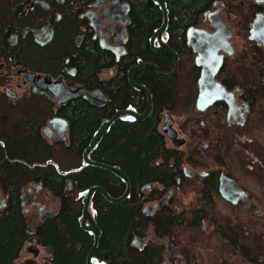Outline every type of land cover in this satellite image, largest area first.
<instances>
[{"label":"flooded vegetation","instance_id":"flooded-vegetation-1","mask_svg":"<svg viewBox=\"0 0 264 264\" xmlns=\"http://www.w3.org/2000/svg\"><path fill=\"white\" fill-rule=\"evenodd\" d=\"M151 1L160 12V20L148 36V47L160 54L158 60L163 63V68L138 55L133 62L120 64L129 51L133 0H16L14 4L10 3L9 10L0 19V232L9 226L12 216L18 215L21 221L14 253L8 259L0 257V264H55L54 243L44 240V236L52 230L60 234L65 244L71 242L75 249L81 246L84 238L93 241V232L81 225L82 191L88 187L75 189L78 187L77 173L83 167H102L84 162L80 168L67 169L61 168L60 160H80L83 163V151L94 131L117 112L88 156L97 160L92 153L101 148V142L108 134L111 135V142L130 151L133 125L151 115L155 108L153 94L144 80L137 77L138 71L147 67L158 74L145 65L133 71V81L145 85L151 93V110L142 119H131L127 118L131 114L127 111L140 114L147 104V96L130 83L128 70L141 59L154 62L162 72H169L174 60L169 53L160 49L163 43L177 53L178 69L170 76L158 75L171 79L172 93L170 101L156 109L154 131L164 147L182 152V158L177 172L168 183L160 181L158 176L133 183L131 175L119 164H112L126 173L129 190L124 198L112 201L99 191H93L90 195L87 208L101 229L98 245L104 230L97 215V209H105L102 201L112 204L128 200L137 221L130 234L129 245L138 250L147 248L159 258L158 264H178L179 260H188L194 253L190 252L191 240L186 236H181L180 240L178 236L175 238L173 228L188 222L192 225L193 219L185 218L183 212L170 207L175 191L184 179L193 180L200 187L203 197L209 199L215 193L219 194V177L229 175L259 207V211L249 208L243 198H239L235 204H240L256 216L261 214L264 204V0H209L192 14V21L180 30L184 48H174L169 42V17H176L170 7L179 0H162L165 12L160 4ZM164 13L167 18L165 27L151 43L152 34L163 24ZM172 34H175L174 31ZM94 45L98 50L96 57L92 58L95 65L91 75H88L92 77L89 83L83 75V63L89 57L85 51ZM196 57L202 62L201 65L196 63ZM185 60L190 62L189 79H192L194 87L187 92L182 105L178 78ZM121 70L124 71L125 83L133 88L135 95L130 93L131 99L115 102V96L105 90V85L117 74H122ZM203 70L207 104L198 109L197 95L202 87L199 77ZM79 100L95 107H110L98 117L86 146L80 155L74 157L68 149L73 122L67 111L73 102ZM181 107L189 110L190 115L186 112L188 116L180 121ZM38 111L37 135L40 144L38 148L27 151L29 161L19 155L11 157L4 154L6 144L1 137L4 124L11 128L22 121L31 129V120L36 118ZM165 113L170 114L171 127L179 137H182L180 131H188L198 119L199 125L206 130L207 140L200 141L201 146L202 142L206 143L202 149L207 152L212 150L217 157L220 156L221 167L214 169L210 165L198 168L200 164H184V153L180 147L185 144L186 138L183 137L185 141L182 145H174L163 129ZM231 148H235L238 158L237 177L224 170L230 161ZM4 160L22 162L29 174L21 181L6 180ZM152 160L158 164L164 160V155L158 154ZM167 164H175V153L167 158ZM184 166L191 169L190 175H185ZM47 167L52 169L54 175L61 176L60 191L53 184L45 182V178H51L46 172ZM34 168L43 171L31 176V169ZM106 170L118 178L120 184L116 186V181L109 179V189L98 182L93 185L101 186L111 197L117 198L125 192L127 182ZM200 170L205 173L201 175ZM204 186L209 190L204 191ZM167 194L166 202L160 203ZM69 199H72V203H69ZM149 206L152 208L148 209ZM63 210L66 211L64 215ZM163 210L179 213L182 219L171 233L157 235L156 225L150 218ZM74 211L78 215L72 227L66 221L74 217ZM138 214L142 216L140 221ZM206 217L198 221L203 229L206 228ZM88 224L86 220L85 225ZM156 239H162L163 243ZM185 240L188 246L181 243ZM97 247L93 252L97 258L96 264H109L108 259L97 253ZM162 249H166V252ZM84 260L86 262L85 254Z\"/></svg>","mask_w":264,"mask_h":264},{"label":"trees","instance_id":"trees-1","mask_svg":"<svg viewBox=\"0 0 264 264\" xmlns=\"http://www.w3.org/2000/svg\"><path fill=\"white\" fill-rule=\"evenodd\" d=\"M16 0H0V19L9 10V5L14 4ZM209 0H179L170 8L175 12L176 17H169V42L174 48H184L181 29L190 23L193 19L192 14L199 11ZM133 13V25L131 26V39L129 44V51L125 58L121 59L120 64L133 62L136 56H140L143 60H152L156 62L160 68H163V63L158 60L160 54L152 51L148 47V36L156 23L160 20V12L156 5L151 0H133L131 3ZM174 31L175 34H172ZM97 46H92L90 50L85 51L88 57V62L83 63V75L87 78V82H91L88 75L93 71L92 58L96 57ZM117 74L114 78L109 80L105 85V90L111 95L115 96V102L131 99L130 93L134 96L135 92L128 84L125 83V76ZM137 77L144 80V83L149 87L153 94L154 109L151 115H148L143 121L136 122L131 131V145L128 152L121 146L115 145L111 142V135L108 134L101 142V148L96 152L93 151V158L108 163L119 164L128 174L131 175L133 183H138L141 179H158L163 183L171 181L176 170L178 163L182 158V152H175L172 149L166 148L160 143V137L154 131V121L156 117V109L161 105L166 104L171 99L172 87L171 79L159 77L152 70L147 67L138 71ZM109 105L103 107H95L84 101L73 102L68 112L70 120L73 122V130L71 132V144L68 147L74 157L80 155L84 146H86L89 135L92 133L91 128L97 122L100 115L108 111ZM36 118L31 120V129L24 122L13 124L8 128L4 124V130L1 137L5 140L6 147L3 149L4 154H9L11 157L19 155L24 160H28L27 151L31 148L34 150L39 147L40 139L37 135V124L39 111ZM164 155V160L158 164L154 162V158L158 154ZM175 153V164L173 166L167 164V158ZM67 169L75 166L81 167L84 163L80 160ZM4 174L6 180H22L29 170L17 160L9 162L4 160ZM78 168V169H79ZM43 169H31V176H36L41 173ZM49 177L45 178V182L50 185L53 184L57 191H60L62 178L61 176L54 175L50 167L46 168ZM72 172V171H70ZM69 172V173H70ZM51 174V175H50ZM77 184L75 190L83 189L93 185L94 182L102 184L106 189L108 188V181L110 179L116 181V186L120 184L118 178L113 176L109 171L104 168L98 169L97 167L87 165L77 173ZM133 190V187H132ZM105 209H97V215L103 223V233L97 247V253L105 259L109 260V264H158L159 258L154 255L147 248L135 249L129 245L131 232L135 229L137 221L134 218V208L130 207L131 201H122L120 203L107 204L102 201ZM72 203V199H69ZM63 210V215H64ZM68 211V210H67ZM66 212V211H65ZM62 214V213H61ZM74 217L70 220L67 219L69 226L75 225V219L78 215L73 212ZM207 213L202 208H197L193 211L192 226L196 228L200 218L206 216ZM138 221L142 216L138 214ZM154 221L155 233L157 235H167L171 233L172 228L179 223L182 219L179 213H170L169 211H160L152 218ZM20 217L14 215L10 219V224L2 232H0V257L8 259V256L14 253L17 245V235L21 226ZM53 232L47 233L44 236L45 241H53L55 248V264H87L84 260V254L90 248L89 240L84 238L79 248H73L71 242L64 243L60 234ZM217 236L225 239L231 248L237 245V232L233 226L229 224H219L216 227ZM77 236V235H75ZM6 238V241L4 239ZM249 260V258H248Z\"/></svg>","mask_w":264,"mask_h":264},{"label":"rangeland","instance_id":"rangeland-1","mask_svg":"<svg viewBox=\"0 0 264 264\" xmlns=\"http://www.w3.org/2000/svg\"><path fill=\"white\" fill-rule=\"evenodd\" d=\"M189 69L190 62L185 60L179 70L178 78L180 103L182 105L183 98L194 87L192 79H189ZM186 112L189 113V110L181 107L178 116L180 121L185 116L190 115V113L187 115ZM198 122L197 119L188 131L182 130L179 132L182 137L186 138L185 144L180 147L184 153V164L188 166L200 164L198 168L211 165L214 169H218V167H221V157H217L212 150L207 152L202 149L200 141L207 140L206 130ZM233 146L237 147L236 145ZM235 148H231L230 161H228V166L224 170L237 177L238 158ZM60 161L61 168H67L77 162L76 160ZM170 207L174 211L183 212L187 219L192 218L193 211L197 208H202L207 213L205 229L201 227V222L198 225L196 224V228L189 225V222L173 228L175 238L177 236L179 240L181 236L190 238V252H194L188 260H181L182 262L179 260L178 264H264V204L261 214L256 216L240 204L226 202L218 193H215L209 199L204 198L200 187L193 180L184 179L180 188L175 191ZM219 224H229L235 228L238 237L235 247L231 248L225 239L217 236L215 229ZM156 241L163 243L162 239H156ZM181 243L186 246L188 242L186 243L185 240ZM162 250L166 252V249ZM185 260L187 263H185Z\"/></svg>","mask_w":264,"mask_h":264},{"label":"water","instance_id":"water-1","mask_svg":"<svg viewBox=\"0 0 264 264\" xmlns=\"http://www.w3.org/2000/svg\"><path fill=\"white\" fill-rule=\"evenodd\" d=\"M156 3L160 4L163 7V10L165 12L164 9V3L162 0H154ZM167 18H166V14L164 13V20H163V24L162 26H160L157 30L154 31V33L152 34L151 38H150V42H153V38L155 35L159 34L165 27ZM164 46L162 48H160L161 50L169 53L174 60V66L173 68L169 71V72H162L159 70V68L157 67V65L152 62V61H142L141 59L137 60V63L132 65L129 70H128V76H129V81L130 83L138 88L141 89L145 92L146 96H147V104L144 108V110L140 113L137 114L136 112L133 111H127V112H131V114L129 116H127V118H137V119H142L144 118L151 110V93L149 92V90L147 89V87L143 84L140 83H136L133 81L132 79V74L133 71L135 69H137L138 67L145 65V66H149L151 67L158 75L160 76H170L172 74L175 73V71L178 69V62H177V53L171 49L166 43H163ZM196 63L198 65H201L202 62L200 60H198V57H196ZM204 76H205V72L204 70L202 71L200 77H199V83L201 84V88L199 89V93L197 95V101H196V106L198 109H202L205 107V105L207 104V100L205 99V90H204ZM94 94H96V92H93ZM118 113V112H117ZM115 113L110 119L105 120L101 123V125L94 131L92 138L90 139L89 143L87 144V146L85 147L84 151H83V160L85 161V163H90L105 169H108L114 173H116L119 177H121L122 179H124L125 182H127V188L125 190V192L117 197V198H113L111 197L101 186L99 185H93L88 189H85L82 192V195H84L83 197V214H82V222L81 225L84 226L85 229L90 230L93 232V241L92 244L87 252L86 255V262L87 264H96L97 258L95 256H93V252L96 249L97 245H98V241H99V236L101 233V229L100 227L97 225V223L91 218L90 213L88 211L87 205H88V200L90 195L92 194L93 191H99L100 193H102L104 195V197L108 200H119L124 198L127 195V192L129 190V185H128V178L126 173L120 169L119 167L115 166V165H111L102 161H97V160H92L90 158H88V153L92 150V148L95 146V144L97 143V141L102 137V135L106 132L107 127L109 125V123L114 119V117L116 116ZM168 117H170L169 113H165L164 114V123L165 125L163 126V129L166 133V135H168L169 137L172 138L173 143L175 146H179L182 145L185 141V139L183 137H179L177 135V131L175 129H173L171 127V119H168ZM206 146L205 142H202V147L204 148ZM184 173L185 175H190L191 173V169L187 168L186 166L183 167ZM199 173L202 175L205 172L203 170H200ZM203 190H209L208 187L204 186ZM218 192L220 194V196L222 198H224L225 200L229 201L232 204L237 203L239 198H243L244 200L247 201L248 203V207L255 210L256 212L259 211V207L251 200L247 197L246 193L244 190L240 189L237 187L236 185V181L233 177L229 176V175H221L219 177V184H218ZM168 198V194L165 195L160 203H165L166 200ZM152 208V206H149L148 209ZM87 220L89 222L88 225L84 224V221Z\"/></svg>","mask_w":264,"mask_h":264},{"label":"bare ground","instance_id":"bare-ground-1","mask_svg":"<svg viewBox=\"0 0 264 264\" xmlns=\"http://www.w3.org/2000/svg\"><path fill=\"white\" fill-rule=\"evenodd\" d=\"M88 158H90V157L88 156ZM92 160H93V159H92ZM84 162H85V161L83 160V163H84ZM111 165H112V164H111ZM91 186H93V185H91ZM91 186H89L88 188H90ZM88 188H86V189H88ZM84 190H85V189H84ZM84 190H83V191H84ZM83 191H82V192H83ZM82 214H83V208H82ZM82 221H83V220H82V216H81V222H82ZM85 221H86V220H85ZM85 221H84V224H85ZM98 226H99V225H98Z\"/></svg>","mask_w":264,"mask_h":264}]
</instances>
